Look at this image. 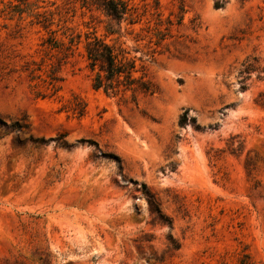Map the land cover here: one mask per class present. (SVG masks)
Returning a JSON list of instances; mask_svg holds the SVG:
<instances>
[{
	"label": "rangeland",
	"instance_id": "1",
	"mask_svg": "<svg viewBox=\"0 0 264 264\" xmlns=\"http://www.w3.org/2000/svg\"><path fill=\"white\" fill-rule=\"evenodd\" d=\"M127 1L139 22L114 36L91 0L0 18V264H264V0ZM94 33L157 92L96 91ZM79 35L67 60L43 45Z\"/></svg>",
	"mask_w": 264,
	"mask_h": 264
},
{
	"label": "trees",
	"instance_id": "2",
	"mask_svg": "<svg viewBox=\"0 0 264 264\" xmlns=\"http://www.w3.org/2000/svg\"><path fill=\"white\" fill-rule=\"evenodd\" d=\"M18 4L13 3L12 0H9V3L0 10V18L8 21L17 20L19 23L23 22L25 19L24 15H29L33 12V6L28 3V0H16ZM83 5H87L90 0H80ZM97 8L105 12L106 16L110 19V23L106 27V34L108 36H114L119 34L122 29V24L129 21L131 26L138 24L136 13L137 9L130 4V1L127 0H91ZM3 2L0 1V5ZM156 7L160 6V2L156 1ZM36 17L37 22H31V25L35 24H44V27L47 29L49 20L45 14L33 15ZM43 20L40 21L39 19ZM47 24V26H45ZM170 24V23H169ZM51 25V24H50ZM49 25V26H50ZM171 25V24H170ZM6 28V27H5ZM167 33L159 32L157 38L159 43L164 41L168 36ZM81 36L71 38L69 40V45L66 47L64 43L59 42L55 38H49L44 42L43 45L48 44L51 49L60 50L63 53V60L74 55L73 48L80 44ZM158 43V44H159ZM127 53L124 50L117 51V49L108 44L105 39H102L94 34L86 35V42L84 46V56L87 62V68L92 73V85L96 91H103L106 95L111 96H124L127 93H131L133 99L135 100L138 93L154 95L157 92L155 85L146 79V76L136 77L137 67L136 61L126 57ZM256 61V60H255ZM65 62L64 64H66ZM37 66L35 62L28 63L25 67V71L29 72L31 75V80L39 79L40 76H35L36 72H41L42 68H32ZM61 65L53 66L50 70L49 75V87L52 91V96L56 95L60 90V83L63 82V78L59 76L61 73ZM255 71V66L249 64L241 71V74L249 75L251 72ZM242 89H245L244 87ZM74 112L78 114L79 117H82L85 112V108L74 109ZM194 121V119H193ZM188 122V113H185L181 120L180 125L184 126ZM15 127L18 129H28V125L20 126L19 123L15 124ZM170 225V223H169ZM179 246L175 243L172 244L170 250L177 251ZM248 256H245V260H242L240 264H251L248 261ZM3 264H25L22 261H5Z\"/></svg>",
	"mask_w": 264,
	"mask_h": 264
}]
</instances>
